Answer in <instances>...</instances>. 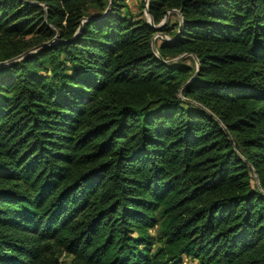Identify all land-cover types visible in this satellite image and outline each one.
I'll use <instances>...</instances> for the list:
<instances>
[{
	"label": "trees",
	"instance_id": "obj_1",
	"mask_svg": "<svg viewBox=\"0 0 264 264\" xmlns=\"http://www.w3.org/2000/svg\"><path fill=\"white\" fill-rule=\"evenodd\" d=\"M136 1L0 0V264H264V0Z\"/></svg>",
	"mask_w": 264,
	"mask_h": 264
},
{
	"label": "rangeland",
	"instance_id": "obj_2",
	"mask_svg": "<svg viewBox=\"0 0 264 264\" xmlns=\"http://www.w3.org/2000/svg\"><path fill=\"white\" fill-rule=\"evenodd\" d=\"M137 2L138 1H136V0H128V3H129V6H130V8L134 11V12H136L137 11ZM143 13H144V11H143ZM144 15H145V17L147 18V15L144 13ZM169 17V19L170 20H172L173 22H175V21H177L178 20V14L175 12V14L173 15V14H170L169 15V13L167 14V18ZM159 38H166V39H168V36L167 35H159V33H156L154 36H153V38H152V45H153V47L155 48V46H154V41L155 40H158ZM155 53H156V50H155ZM188 62L190 63V64H193L194 63V61L190 58V59H188ZM183 264H199L197 261H195V260H190V259H187V260H184V262H183Z\"/></svg>",
	"mask_w": 264,
	"mask_h": 264
},
{
	"label": "water",
	"instance_id": "obj_3",
	"mask_svg": "<svg viewBox=\"0 0 264 264\" xmlns=\"http://www.w3.org/2000/svg\"><path fill=\"white\" fill-rule=\"evenodd\" d=\"M144 12H145V14L147 15V20H148L149 25H151V26H153V27H155V28H159V27L165 22L166 17L162 20V22H161L159 25L154 26L153 23H152V21H151V18H150L149 15H148V11L145 10ZM159 35H162V34L159 33ZM44 44H45V43H43L42 45H44ZM37 48H38V46H37V47H34V48H32V49H30V50H28V51H26V52H24V53H22V54H20V55H18V56H16V57H14V58H12V59L6 61V62H0V66H1V65H4V64H7V63H10V62H12V61H14V60H16V59H19V58H21L22 56L26 55L27 53H29V52H31V51H34V50L37 49ZM153 50L155 51V48H154V47H153Z\"/></svg>",
	"mask_w": 264,
	"mask_h": 264
}]
</instances>
